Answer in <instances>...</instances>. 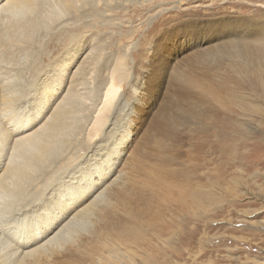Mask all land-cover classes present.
<instances>
[{
	"label": "rangeland",
	"instance_id": "1",
	"mask_svg": "<svg viewBox=\"0 0 264 264\" xmlns=\"http://www.w3.org/2000/svg\"><path fill=\"white\" fill-rule=\"evenodd\" d=\"M108 5L86 18L72 13L40 30L31 50H16L14 56L0 50V68H14L24 88L29 81L32 86L39 83L64 58L71 43L67 34L82 27L81 20L102 37L94 42L98 58L94 65L84 59L91 49L80 56L87 71H92H86L82 85L86 99L73 137L59 146L48 167L35 173L24 187L26 194L1 201L0 207L16 202L12 207L19 209L14 210L29 211L55 198L52 189L62 173H72L86 161L89 171L101 166L98 160L105 161L111 152L114 137L108 126L113 113L122 99L127 103L139 96L142 75L150 69L166 77L153 105L140 104V118L130 126L128 153L120 164L122 181L110 191L105 205L100 204L88 222L69 234L62 245L65 251L58 253L84 250L96 264H264V84L258 73L242 74L234 87L219 88L221 103L206 100L196 107L199 118L190 117V123L177 126L175 135L182 134L177 135L179 142L174 136L168 153L178 158L180 167L164 168L154 162L162 159L154 151L159 146V124H166L175 108L174 70L197 60L200 68L216 64L221 55L203 56L205 50L234 44L238 49L262 48L264 34L240 37L256 21H264V0H130L125 11L121 4L110 5L112 9ZM106 10L108 16L102 14ZM201 33L216 40L195 49L192 44L200 41L196 36ZM115 68L118 93L105 108L104 84ZM143 91L146 97L156 92ZM100 109L98 120L103 123L95 127L93 116ZM106 133L108 142L102 143Z\"/></svg>",
	"mask_w": 264,
	"mask_h": 264
},
{
	"label": "bare ground",
	"instance_id": "2",
	"mask_svg": "<svg viewBox=\"0 0 264 264\" xmlns=\"http://www.w3.org/2000/svg\"><path fill=\"white\" fill-rule=\"evenodd\" d=\"M129 2L130 0H120L123 11L126 10L124 8L125 4ZM89 3H91V0H74L71 4L69 3V0H0V50L4 51V54H10V56L17 53L15 52L16 50H29L32 46L34 47L36 42L34 38L35 34L37 35V32L40 30L48 29L50 25L62 18H67L68 16L71 17L72 13L74 15L75 13H78L83 18H86L89 13L96 12V9L92 10L86 7ZM140 4L143 5V2ZM108 6V8L112 9L110 5ZM101 10H103V8ZM108 12L109 11L107 10L102 11V14L108 16ZM257 22L258 21L253 24L252 30L247 33V35H242L240 38L245 36L251 37L252 34L254 35L257 32L264 34V21L261 23ZM205 26L208 27L209 25ZM196 37L199 38L200 41L192 44L195 49L216 40V38L207 37L202 33L200 34V37ZM259 44L262 48L259 47V49L255 50H250L248 47L238 49L235 44L232 45V47L225 46L227 48L222 47L214 51L205 50L203 56L208 57L217 53L221 55L216 64L214 63L215 65L213 64L208 68H200L197 64H200L201 61L197 60L195 62L192 61V63L194 62L193 64H189L185 67H179L174 70L171 79L177 82V89L193 77H203V95L192 109L191 118L200 117V115L196 114L198 113L196 107L204 104L206 100L221 103L222 95L219 93L218 89L225 86L228 87V85L232 88V83L237 80L236 77L249 72V65L254 64L257 70H259L261 61H264V44H262L261 41ZM95 47V43H93L91 50L87 52L84 57L87 62L89 61L88 64H90V66L94 65L98 59L94 56L93 49L96 50ZM203 56H198L197 59H201ZM224 58H227V62H224L225 60L223 61ZM6 60L9 61V65L13 64L9 57L6 58ZM79 64L80 66L75 69L73 76L69 78L68 87L64 90V94L57 101L56 105L53 106L48 115L45 116L35 128L26 132L21 139L14 141L13 148L7 160H4L3 155L0 154V204H2L1 201L7 202L6 199L10 200L14 196L17 197L16 195H23L25 193L24 187L34 180L35 173L48 167L51 164L52 158L56 155L59 146L66 143L73 137L72 135L77 126L78 119L83 112V102L86 99L85 94L82 92V90H84L82 85L86 80L85 76L87 68L84 61ZM13 66L17 65L15 64ZM116 69L118 68H115V70L110 72L109 79H107L104 84L105 89L107 88L105 91V104L107 103L106 106L104 105L105 108L112 103L116 93H118V88L113 82L115 73L118 71ZM196 69L200 71L197 72ZM13 71L15 73H13ZM91 71L92 70H90V72ZM87 72L90 74L89 71ZM163 74L164 73H162L161 76L159 73H154L150 69H145V72L142 75V87L140 88L138 96L141 98L140 104H143L145 107L147 105L150 107L153 105L155 96L158 94L157 91L161 90L164 85V78L166 76ZM40 81L33 86L29 81L28 87L21 88V84L19 85V75L14 68H0V127H3L5 123L4 116L6 113L10 117L7 120L8 126L13 128L16 127L17 121L11 118L12 111L19 104H29L32 97L28 95V92L38 87ZM146 88L150 90L152 89L156 92H152L146 97V92L143 91V89ZM177 89H175L176 92L173 97L174 107H176ZM100 112L101 109L95 117L93 116V124L90 123L95 127L98 125L100 126L103 123V119L98 120ZM169 118L170 117L165 119L166 123ZM180 125L182 124H178L177 126ZM25 127L31 128V124L26 123ZM181 134L182 133H176V135H174L176 136V142H179L180 139L177 135L181 136ZM128 139L129 137L123 142L117 143L114 147H111L109 157L100 163L101 166L95 165L90 170V179H95V183L99 188V191L91 199L84 201L82 198L81 201H78L79 207H75L72 214L68 216L54 232L51 228L42 230L38 226L33 234L28 236L23 235L13 219L21 213L28 212V210L21 209L20 207L21 210L17 211V209H19L17 208V204V207H14L17 209L14 210L12 205L15 206L14 203L16 202H13L12 205L9 202L6 206L5 204L2 205L3 208L0 207V264H96L94 259L85 255L87 253H85L84 250H71L63 252L62 254H59L58 252L63 250L62 245H64L65 239L68 238L69 234H71L72 231L80 225V223L88 222L91 216L94 215V211L96 212L98 209V206L102 203V205H105L104 202L106 201L110 191L121 183L124 170L120 168V164L122 162V158L127 156L128 153L126 150L128 147ZM98 161L100 162V160ZM106 167L115 172V175L111 176V178L104 173V169ZM62 174L60 176H62ZM73 199H75V197H73ZM63 200L64 197H61V202H63ZM36 201L37 200L32 201V204L34 202L36 203ZM17 202H20L21 204V201ZM29 202L30 201H28V204ZM20 204L18 205L21 206ZM49 232H51V235H48ZM123 257L125 258V256ZM107 264L116 263L114 261H110ZM122 264L126 263L123 262Z\"/></svg>",
	"mask_w": 264,
	"mask_h": 264
},
{
	"label": "snow or ice",
	"instance_id": "3",
	"mask_svg": "<svg viewBox=\"0 0 264 264\" xmlns=\"http://www.w3.org/2000/svg\"><path fill=\"white\" fill-rule=\"evenodd\" d=\"M73 2L74 0H69L70 4ZM107 4L119 6L120 0H107ZM104 6L105 0H91V3L86 5L87 8L92 10L102 9ZM79 24L82 27H77V30L67 34L71 38V43L69 51L66 52L64 58L57 65H54L45 77L41 78L38 87L28 92V95L32 97L29 102L30 106L29 104H19L12 111L11 118L17 121L16 127L8 126L7 120L10 117L7 113L5 114V123L3 127H0V154L3 155L4 160L8 159L14 141L21 139L26 132L35 128L56 105L64 94V90L68 87V80L73 76L76 65L80 63V56L84 52L89 51L94 42L102 39V37H98L95 30L88 23L81 20ZM261 43L264 44V37H261ZM77 52L80 53L79 56L76 55ZM257 73L261 83L264 84V61H261L259 70L254 64L249 65V76H254ZM203 87V77L199 76L189 79L178 87L176 107L173 110L172 117L167 120L166 124H159V131L156 135L159 146H154V151L162 159L154 162L161 164L164 168L180 167L178 158L173 159L169 155L168 145L173 143L177 125L190 123L192 109L203 95ZM140 102V97H131L127 103H125L124 99L121 100L120 105H118L117 110L111 117L112 123L108 126V132L112 133L114 137L110 142V148L117 143L123 142L127 138L130 126L139 120ZM26 123L31 124V128H26ZM250 131L255 133L256 128L250 126ZM107 142L106 133V140L102 141V143ZM107 154L108 152L106 151L105 156ZM103 159L104 157H101V163ZM104 173L109 178L115 175V172L108 167L104 169ZM52 191L56 193L55 198L46 199L27 213H21L14 217L13 221L23 235L33 234L38 226L42 230L51 228L54 232L72 214L74 208L79 207L78 201H81L82 198L84 201L91 199L99 191V188L96 186L95 179H90V171L86 161L72 173L58 177ZM61 197H64L63 202H61ZM48 235H51V232Z\"/></svg>",
	"mask_w": 264,
	"mask_h": 264
}]
</instances>
